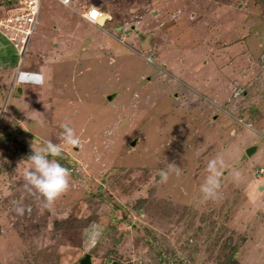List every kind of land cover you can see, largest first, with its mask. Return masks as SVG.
I'll return each mask as SVG.
<instances>
[{
  "label": "rangeland",
  "instance_id": "1",
  "mask_svg": "<svg viewBox=\"0 0 264 264\" xmlns=\"http://www.w3.org/2000/svg\"><path fill=\"white\" fill-rule=\"evenodd\" d=\"M94 2L132 49L56 0H41L24 49L0 24V264H79L86 253L92 264H264V143L246 153L264 142V0L75 5ZM96 33L106 46L90 47ZM64 123L78 145L64 144ZM44 140L72 169L51 207L24 179ZM216 156L221 185L206 199ZM92 224L103 231L88 242Z\"/></svg>",
  "mask_w": 264,
  "mask_h": 264
},
{
  "label": "clouds",
  "instance_id": "2",
  "mask_svg": "<svg viewBox=\"0 0 264 264\" xmlns=\"http://www.w3.org/2000/svg\"><path fill=\"white\" fill-rule=\"evenodd\" d=\"M1 3L2 1L0 2V4ZM84 5L86 4L85 3L83 4V8ZM92 5L97 7L95 3H93ZM79 17L81 16L79 15ZM99 24L102 26V23ZM120 41L122 42V40ZM125 45L131 49L134 47V44L131 43L126 44L125 42ZM140 46L142 45L140 44ZM142 48L144 47L142 46ZM140 54L142 53L140 52ZM142 57H144L147 61L150 62L153 61L154 59L153 56L151 58L149 56L142 55ZM18 67L19 65L16 66L15 73ZM15 73L11 81V84H13V82L15 81L16 78ZM40 123L42 125L43 121H40ZM249 124H250L249 127L251 128L252 127L251 122ZM61 127L63 128L62 139L64 141V144L72 145V146L78 145L79 138L76 135L71 124L64 123L61 125ZM63 152H64V148L62 145L54 143L51 140H44L39 148L37 149L32 148L31 154L27 157L28 160L30 161V166L24 172V179L26 181L25 187L28 189V191L30 192L35 191L42 197L44 207H51L56 201V199L59 196H61L63 193L68 191L69 189L70 172L72 169L70 168V172H69V169L65 167L62 163H60L59 159H56L57 157H62ZM223 166H224V161L223 158L220 156L210 158L207 161L206 164L207 175L205 176L203 182L200 185V192L203 193L204 198L215 199L217 197L218 189L220 188L221 185L220 178H221ZM177 174H179L178 170H177ZM159 175L161 180L163 182H166L168 179V170H162L159 173ZM16 211L22 214L24 212V208L22 206L17 207ZM102 231H103L102 225L100 224L90 225L88 228L85 229L86 241L88 242L98 241L99 237L102 235Z\"/></svg>",
  "mask_w": 264,
  "mask_h": 264
},
{
  "label": "built area",
  "instance_id": "3",
  "mask_svg": "<svg viewBox=\"0 0 264 264\" xmlns=\"http://www.w3.org/2000/svg\"><path fill=\"white\" fill-rule=\"evenodd\" d=\"M1 1L10 5V13L6 11L5 16L0 18V24H2V28H4L5 32H8V29H12L13 34H15L16 36L19 35L17 37L19 38L21 48H23L24 45H27V40L25 41V39H27L28 34L31 33L30 23H33L35 21V18L39 14L41 0H0V2ZM56 1L76 10L83 19L90 23L97 22L102 17L101 10L94 5H87L86 7H84V9H79L75 5L76 0ZM13 11H18V13H11ZM10 23H12V25ZM262 170L263 168H259V173L262 172Z\"/></svg>",
  "mask_w": 264,
  "mask_h": 264
},
{
  "label": "crops",
  "instance_id": "4",
  "mask_svg": "<svg viewBox=\"0 0 264 264\" xmlns=\"http://www.w3.org/2000/svg\"><path fill=\"white\" fill-rule=\"evenodd\" d=\"M100 3L98 2V3H95V5H97V7L101 10V12H102V17H103V22H102V26H99V25H97V24H92V23H89L92 27H98V28H100L101 30H103V31H105V32H107V33H109V34H111L113 37H114V39H116L119 43H121V44H124L125 45V35L124 34H121L122 32V29H123V25H119V27L121 28H118L117 27V30H115V25H114V23L110 20V17L108 16V13L106 12V11H104V9H102L101 8V6L99 5ZM80 21H82L83 20V18L82 17H77ZM84 22H86V23H88L87 21H85V20H83ZM124 22V21H123ZM121 23H122V19H121ZM116 25H118V24H116ZM58 28V27H57ZM54 31H56L57 33H59L57 30H54ZM117 31H120V32H117ZM58 34H56L55 33V35H53V37H55V36H57ZM150 36V35H149ZM86 39V41L87 42H89V44H90V47H94V46H98V45H101V46H106L107 44L105 43L106 42V39L104 38H102L98 33H96L95 35H93V38H91V40L89 39V38H85ZM1 40V39H0ZM120 40H122V42L120 41ZM151 40H150V38H148V43L150 42ZM151 43V42H150ZM140 44L142 45V42H140ZM112 45V44H111ZM149 46H150V44H149ZM84 49H86L87 50V48H84ZM12 50V49H11ZM60 50H62V49H60ZM64 51V50H63ZM3 54V53H2ZM9 54H10V58H8L7 60H6V65L7 64H9L10 62H14L15 60H16V57L14 56V54H13V50H12V53L11 52H9ZM2 59H4V58H2ZM15 59V60H14ZM3 61V60H2ZM2 61H1V64H2ZM77 62V61H76ZM8 66V65H7ZM2 66H0V68H1ZM151 81V80H150ZM168 78H167V81L166 82H164V83H168ZM2 85L0 84V87H1ZM231 88V86H229V84H228V89H230ZM227 95H228V97L227 98H229L230 97V99L232 100V99H234L232 96H231V93L230 92H227L226 93ZM237 95V93L235 94V96ZM213 119H215L216 117H215V115H213V116H211ZM252 128V127H251ZM252 129H254V127L252 128ZM259 131H261L260 129H259ZM237 132V131H236ZM264 142H261V141H259V142H255V143H253V145H255V152L256 151H258V147L260 146L259 144H263ZM258 145V146H257ZM249 146H251V145H249ZM248 147V146H247ZM260 148V147H259ZM236 167L237 168H239V165H236ZM260 168H263V170H262V172H260L261 173V176L259 175L258 176V178H256V179H258V195H261L262 193H264V177H262V174H264V165H261V166H259ZM235 168V167H234ZM259 169V168H258ZM225 172V171H224ZM223 172V173H224ZM239 172H242V171H239ZM246 172V171H245ZM259 172V171H258ZM243 173V172H242ZM259 173V174H260ZM248 174H247V172H246V176H247ZM238 177H240L241 178V175H239ZM248 189V188H247Z\"/></svg>",
  "mask_w": 264,
  "mask_h": 264
},
{
  "label": "water",
  "instance_id": "5",
  "mask_svg": "<svg viewBox=\"0 0 264 264\" xmlns=\"http://www.w3.org/2000/svg\"><path fill=\"white\" fill-rule=\"evenodd\" d=\"M147 37H148V36H147ZM147 37H146L144 43L142 44V46H143L144 48H146L147 45H148V44H147ZM145 42H146V43H145ZM254 150H255V145L248 146V147L246 148V153H247V155H250ZM79 264H92L90 254H89V253H86V254L84 255V257H83L82 259H80Z\"/></svg>",
  "mask_w": 264,
  "mask_h": 264
},
{
  "label": "bare ground",
  "instance_id": "6",
  "mask_svg": "<svg viewBox=\"0 0 264 264\" xmlns=\"http://www.w3.org/2000/svg\"><path fill=\"white\" fill-rule=\"evenodd\" d=\"M102 22H103V17H101V19H99V23H102ZM91 23L100 25V24L98 23V21H97V22H91ZM147 36H148V37H147ZM146 37H147V44H148L147 46H149V43H148L149 34H147ZM146 37H145V39H146ZM145 39L142 41V44L144 43ZM145 43H146V42H145ZM151 58H152V57H151Z\"/></svg>",
  "mask_w": 264,
  "mask_h": 264
},
{
  "label": "trees",
  "instance_id": "7",
  "mask_svg": "<svg viewBox=\"0 0 264 264\" xmlns=\"http://www.w3.org/2000/svg\"><path fill=\"white\" fill-rule=\"evenodd\" d=\"M94 3H95V2H94ZM68 166H69V164L66 163V167H68Z\"/></svg>",
  "mask_w": 264,
  "mask_h": 264
},
{
  "label": "flooded vegetation",
  "instance_id": "8",
  "mask_svg": "<svg viewBox=\"0 0 264 264\" xmlns=\"http://www.w3.org/2000/svg\"><path fill=\"white\" fill-rule=\"evenodd\" d=\"M146 37V36H145ZM145 39V38H144Z\"/></svg>",
  "mask_w": 264,
  "mask_h": 264
}]
</instances>
